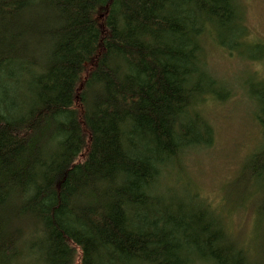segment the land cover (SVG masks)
Instances as JSON below:
<instances>
[{"label":"trees","instance_id":"trees-1","mask_svg":"<svg viewBox=\"0 0 264 264\" xmlns=\"http://www.w3.org/2000/svg\"><path fill=\"white\" fill-rule=\"evenodd\" d=\"M247 37L238 0H0V264H264L168 175L230 96L208 40ZM243 172L264 219V142Z\"/></svg>","mask_w":264,"mask_h":264},{"label":"rangeland","instance_id":"rangeland-1","mask_svg":"<svg viewBox=\"0 0 264 264\" xmlns=\"http://www.w3.org/2000/svg\"><path fill=\"white\" fill-rule=\"evenodd\" d=\"M238 3L248 42L264 46V0ZM206 65L230 90V96L224 101L209 98L203 102L201 113L213 129V142L209 147L188 150L168 175L181 196L196 194L211 208L232 240L257 263L263 251L259 234L264 230V219L258 214L261 196L258 185L243 171L264 142L258 107L249 94L251 81H264V60L230 53L210 39Z\"/></svg>","mask_w":264,"mask_h":264}]
</instances>
